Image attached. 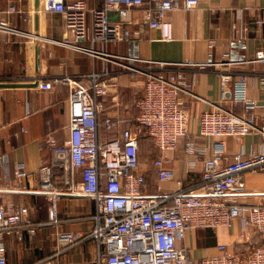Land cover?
Listing matches in <instances>:
<instances>
[{"label": "built area", "instance_id": "obj_1", "mask_svg": "<svg viewBox=\"0 0 264 264\" xmlns=\"http://www.w3.org/2000/svg\"><path fill=\"white\" fill-rule=\"evenodd\" d=\"M199 3L200 0H104L102 6L89 8L85 0H40L39 10L62 14L68 35L62 43L102 54L133 76L143 74L145 80L144 93L136 101L138 129L122 128L118 136L103 138L100 114L106 109V96L113 86L109 69L47 80L38 78L42 89H51L59 83L71 86L69 136L59 140L48 131L40 152L44 162L37 173L42 191L48 194L50 220L58 221L57 201L65 194L89 196L96 210L95 225L88 234L59 232L56 250L31 264H59L66 247L89 238L98 249L97 264H264V204L241 199L251 193L264 194V76L260 79L263 97L259 102L247 94V74L235 76L231 71L221 72V104L201 111L198 130L193 132L183 94L194 95L195 78L181 68L169 67L183 63L150 60L147 66L138 67L121 62L122 58L126 59L124 56H115L120 57L115 60L106 52L81 45L84 41L108 43L132 39L134 18L130 10L134 8H144L149 26L160 28L163 38L171 39L168 13L178 8L193 10ZM1 12L24 13L15 4ZM233 28L240 40L249 34L262 38L264 18H257L254 24L236 21ZM3 31L24 34L0 16V32ZM224 57L225 61L202 65L233 62L229 53H224ZM254 60L264 61V49L257 51ZM0 81L7 80L0 78ZM228 101L242 103L243 111L222 104ZM120 122L114 115L103 119L109 131L117 130ZM143 128L159 150L153 159L159 181L155 190L146 173L140 170L139 133ZM254 132L262 135L258 149L246 152L241 148L233 153L227 150L225 138L240 142ZM182 139L185 152L194 156L190 164L198 160L203 163L201 181L189 187L180 181L177 188L164 190L163 183L174 175L167 165L169 154ZM14 173L19 179L31 175L24 162L16 164ZM249 178L260 185L257 190L251 188ZM237 220L240 222L238 242H250L253 234H259L262 239L246 255L231 252L227 244H220L221 254L196 260L190 247L182 243L188 232L231 227ZM41 225L42 222L30 217L27 205L3 202L0 181V264H12L7 258L9 236L17 240H23L25 234L33 237Z\"/></svg>", "mask_w": 264, "mask_h": 264}, {"label": "crops", "instance_id": "obj_2", "mask_svg": "<svg viewBox=\"0 0 264 264\" xmlns=\"http://www.w3.org/2000/svg\"><path fill=\"white\" fill-rule=\"evenodd\" d=\"M73 0H68V2ZM89 8L100 7L104 0H85ZM34 0H0V11L15 4L23 10L14 14L1 12V18L24 34L0 32V78L7 81L32 82L39 77L44 80L76 76L78 74L112 72L109 94L106 96V109L100 114V136L113 138L122 128L138 129L136 101L144 93L142 75L133 76L121 65L107 60L102 54L96 55L62 43L67 29L60 12L39 10V28H35ZM144 8L130 10L134 18L131 25L134 37L122 42H90L83 46L110 54L112 59L147 66L150 60L181 64L169 66L181 68L188 76L195 78L192 88L194 95L183 94L190 112V129L198 130V117L201 111L221 104V72L248 75L247 94L259 102L262 101L261 77L264 76V61L254 60L257 51L264 49V37L249 34L240 40L233 28L234 22L254 24L259 17L264 18V0H200L193 10L178 8L168 13L171 21V39L163 38L160 28L149 26ZM28 17V20H24ZM30 19V20H29ZM40 45V71H36V46ZM224 53H229L232 63L202 65L210 62L225 61ZM132 75V76H131ZM236 76V75H235ZM234 82H231L233 85ZM71 86L66 83L54 84L51 89L35 87H0V181L3 202L25 204L29 207L30 217L42 222L33 237L25 234L23 240L9 236L7 258L12 264H31L49 256L58 246L57 234L74 231L88 234L95 225L93 215L95 202L89 196L65 194L57 201L58 221L51 222L48 194L42 191L38 169L44 162L41 148L48 131H52L59 140L69 136L68 99ZM224 106L237 112L243 111L242 103L223 102ZM260 112V110H257ZM106 115L118 116L120 126L109 131L103 124ZM25 129V130H22ZM140 135V170L145 172L151 188L156 189L159 181L153 170V159L159 150L153 144L147 131ZM200 140H204L199 138ZM227 150L235 152L244 148L258 149L262 140L260 133H252L237 142L232 137L225 138ZM182 139L177 149L169 154L167 165L173 169V177L163 183L164 190H173L180 181L183 186L197 184L202 178V161L194 160L185 152ZM151 159L144 156L149 148ZM24 162L31 175L19 179L15 176V166ZM251 188L260 185L249 178ZM264 187V186H263ZM248 203L264 204V194L251 193L241 198ZM239 220L231 227L198 228L188 232L182 243L191 249L192 256L198 260L206 256L221 254L220 244H227L229 251L246 255L255 245L261 243L259 234H253L250 242L240 243L237 239ZM98 249L93 239H84L80 243L66 247L59 264H97Z\"/></svg>", "mask_w": 264, "mask_h": 264}, {"label": "water", "instance_id": "obj_3", "mask_svg": "<svg viewBox=\"0 0 264 264\" xmlns=\"http://www.w3.org/2000/svg\"><path fill=\"white\" fill-rule=\"evenodd\" d=\"M34 8H35V28L38 30L39 28V9H40V0H34ZM40 45L36 46V71H40ZM39 83L38 79H34L32 82H17V81H0V87H35Z\"/></svg>", "mask_w": 264, "mask_h": 264}, {"label": "rangeland", "instance_id": "obj_4", "mask_svg": "<svg viewBox=\"0 0 264 264\" xmlns=\"http://www.w3.org/2000/svg\"><path fill=\"white\" fill-rule=\"evenodd\" d=\"M145 66V65H144ZM131 74V73H130ZM139 75H142L141 77H142V80H145V76L143 75V74H139ZM132 76V75H131ZM136 124H138L137 122H136ZM143 130H144V128H143ZM144 156H145V158L147 159V160H149V159H151V155H150V146H149V148H146V149H144Z\"/></svg>", "mask_w": 264, "mask_h": 264}, {"label": "trees", "instance_id": "obj_5", "mask_svg": "<svg viewBox=\"0 0 264 264\" xmlns=\"http://www.w3.org/2000/svg\"><path fill=\"white\" fill-rule=\"evenodd\" d=\"M150 154H151V152H150Z\"/></svg>", "mask_w": 264, "mask_h": 264}]
</instances>
